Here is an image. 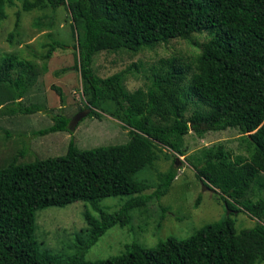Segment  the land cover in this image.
Wrapping results in <instances>:
<instances>
[{
  "label": "trees",
  "instance_id": "obj_1",
  "mask_svg": "<svg viewBox=\"0 0 264 264\" xmlns=\"http://www.w3.org/2000/svg\"><path fill=\"white\" fill-rule=\"evenodd\" d=\"M0 0V22L5 6ZM65 5L78 28L75 46L77 68L83 81L89 116L101 117L106 101L111 113L129 128L125 143L80 149L74 140L63 155L13 161L0 167V264H261L264 262V197H247L252 185L264 188V0H22L24 11L58 9ZM18 26V22L16 24ZM208 31L194 69L180 58L161 59L153 69L148 89L130 91L128 75L134 63L108 77L94 72L95 56L101 51L122 49L138 52L171 39H190ZM14 34H10L12 41ZM65 45L49 44L46 57ZM188 68L193 71L188 78ZM36 73L32 62L6 54L0 59V86L19 99L25 96ZM188 81V83H187ZM61 100L62 88L54 85ZM201 103L190 116V95ZM40 106L22 107V113ZM40 134L68 129L63 113ZM236 128L247 136L249 156L233 155L223 144L207 146L192 161L205 185L218 189L226 209L224 218L208 223L186 238L169 236L154 248L133 242L114 257L86 261L84 251L111 227L132 223V211L160 200L178 175L176 167L160 174L152 193L136 178L153 164L156 146L162 144L185 154V136L193 130ZM127 196L115 211L99 205L106 197ZM77 200L91 203L87 209V239L79 238L77 253L64 259L42 247L36 237V212L66 206ZM199 200L197 201V205ZM167 212L163 208L162 217ZM235 212L258 219L253 227L238 230Z\"/></svg>",
  "mask_w": 264,
  "mask_h": 264
},
{
  "label": "rangeland",
  "instance_id": "obj_2",
  "mask_svg": "<svg viewBox=\"0 0 264 264\" xmlns=\"http://www.w3.org/2000/svg\"><path fill=\"white\" fill-rule=\"evenodd\" d=\"M11 33L14 34L12 41ZM78 36L76 22L65 5L56 10L48 7L24 11L22 0L6 4L5 18L0 22V59L11 54L28 60L34 65L36 76L25 96L19 99L4 84L0 86V167L13 161L26 163L63 155L71 140L80 149L129 141L130 128L111 114L115 109V103L111 100L104 103L103 110H97L101 117H91L89 114L76 127L70 125L74 116L87 108L83 81L77 68L75 46ZM210 36L208 31L195 33L190 39L175 38L138 52L126 49L101 51L94 58L93 69L97 75L105 78L135 63L137 69L128 75L125 85L130 91L140 87L146 90L151 84L153 69L159 67L161 59L175 56L194 69L201 44ZM54 39L62 41L65 47L55 49L48 58L49 44ZM192 74L193 71L188 68L189 79ZM54 85L62 88L63 100ZM190 102L187 116L201 106L193 94L190 95ZM31 105L40 106L41 109L27 114L19 110ZM59 113L70 118L68 129L40 134V130L54 123L53 118ZM217 144H223L234 156L248 157L250 153L247 136L236 128L211 130L201 136L190 130L184 139V155L158 144L153 164L138 171L136 178L145 183L144 193H152L160 182V174L176 167L178 175L170 190L160 200L134 209L131 224H117L108 229L84 251V259L96 261L117 256L133 242L154 248L169 236L186 238L204 225L228 215L219 195L204 189L192 162L196 161L203 148ZM261 176L264 178V173ZM259 196L264 197V188L252 185L247 197L257 199ZM127 199V196L106 197L99 205L108 211H115ZM163 208L167 209L165 217H162ZM87 209L98 214L90 202L83 200L66 206L39 209L36 212V237L42 247L64 259L74 256L79 248L78 239L88 237ZM233 217L237 220L238 230L253 227L258 222L257 218L246 212H235Z\"/></svg>",
  "mask_w": 264,
  "mask_h": 264
},
{
  "label": "water",
  "instance_id": "obj_3",
  "mask_svg": "<svg viewBox=\"0 0 264 264\" xmlns=\"http://www.w3.org/2000/svg\"><path fill=\"white\" fill-rule=\"evenodd\" d=\"M93 110V107L90 105L88 108H86L85 110L77 113L74 118L71 120V124L72 125V128L76 127V125L83 119L85 118L86 116H88L91 111ZM203 186H204V189H208V190H211L213 192H218V189L215 188V187H212V186H207L205 185L204 183V180H201ZM228 213H230V210H228Z\"/></svg>",
  "mask_w": 264,
  "mask_h": 264
}]
</instances>
